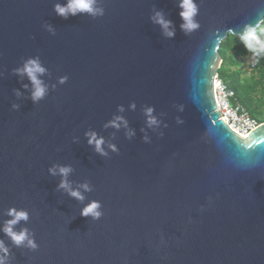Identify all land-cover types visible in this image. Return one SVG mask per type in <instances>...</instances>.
Listing matches in <instances>:
<instances>
[{"label": "water", "instance_id": "95a60500", "mask_svg": "<svg viewBox=\"0 0 264 264\" xmlns=\"http://www.w3.org/2000/svg\"><path fill=\"white\" fill-rule=\"evenodd\" d=\"M56 2L0 0V223L4 209L27 208L39 244L13 247L12 264H264V122L241 136L214 101L220 43L258 23L264 0H198L201 27L188 36L178 0H104L95 19H64ZM156 10L174 22V37L152 22ZM35 55L49 70L45 83L69 77L37 104L27 76L12 71ZM149 105L159 127L145 123ZM114 114L131 138L103 127ZM88 129L119 152L99 156ZM52 163L92 183L83 203L57 190ZM88 199L102 202L99 220L79 214Z\"/></svg>", "mask_w": 264, "mask_h": 264}, {"label": "clouds", "instance_id": "9594fccd", "mask_svg": "<svg viewBox=\"0 0 264 264\" xmlns=\"http://www.w3.org/2000/svg\"><path fill=\"white\" fill-rule=\"evenodd\" d=\"M177 7L179 8V17L181 18L180 29L186 36L197 31L201 25L197 19L200 11V4L198 0H178ZM53 11L60 17L67 19L70 15L76 16L77 14H87L93 19L101 17L105 13L104 0H64L63 3L56 2L53 4ZM261 19L258 23H247L243 26L242 31L238 34L239 40L243 43L245 48L252 54L253 58H264V13H261ZM152 22L158 24L163 34L169 38L175 36L174 22L166 18L165 14L161 10H156L150 17ZM44 28L52 35L56 34V30L51 24H44ZM229 38H232V32L229 31ZM20 66L12 69V71L20 77L27 76L31 84L30 99L33 104L39 103L48 94L50 88L56 89L57 84H64L68 81L67 74L60 75L56 78L55 83L51 85L45 83L42 76L49 70L43 64L39 55L29 56L22 58ZM3 73L0 72V76ZM25 89L29 88V84H23ZM17 97L22 93L17 89L14 90ZM135 101L130 103V107L135 109ZM20 105L13 103L11 108L13 110H19ZM118 111L122 113L124 111L123 105H117ZM155 106L149 105L144 109L145 123L148 128L159 127L162 121L154 114ZM182 122V121H181ZM167 123H163V127H167ZM104 128L112 127L119 130L121 127L126 129V136L131 138L135 133L134 130L128 128V121L123 115L114 114L111 119L107 120ZM142 131H144L142 129ZM160 136L164 133L160 132ZM84 136L87 138V144L92 147L93 151L101 157H109V150L111 153H118L119 147L106 140L105 137L99 134L94 129H88L84 132ZM75 140V138H73ZM145 143H150V137L145 133L143 136ZM260 158L256 157L255 160L247 162L248 164H258ZM74 168L71 164L52 163L48 167V173L51 176H59L60 180L57 184V190H63L68 196L74 198L76 201L83 203L87 197L86 193L93 191L92 183L84 179L82 181L74 182L69 179ZM79 214L83 217H89L91 220H99L103 215V205L99 199H88V202L80 208ZM4 215L7 217L0 223V232L8 238L10 243H7L4 238H0V264H12L13 252L12 248H26L30 251L38 249L39 244L35 238V233L27 226V222L30 219V212L27 208H17L16 206H10L4 209ZM191 219V218H189ZM24 225L17 227L21 222ZM164 242V237L161 235V243Z\"/></svg>", "mask_w": 264, "mask_h": 264}, {"label": "trees", "instance_id": "16d2710c", "mask_svg": "<svg viewBox=\"0 0 264 264\" xmlns=\"http://www.w3.org/2000/svg\"><path fill=\"white\" fill-rule=\"evenodd\" d=\"M218 53L217 76L233 91L231 104L245 109L257 123L264 122V58H253L234 35L221 41Z\"/></svg>", "mask_w": 264, "mask_h": 264}, {"label": "built area", "instance_id": "2783aa9c", "mask_svg": "<svg viewBox=\"0 0 264 264\" xmlns=\"http://www.w3.org/2000/svg\"><path fill=\"white\" fill-rule=\"evenodd\" d=\"M233 91L229 89L217 76L214 77V101L219 112V118L239 135H245L258 123L245 109L239 105H232Z\"/></svg>", "mask_w": 264, "mask_h": 264}]
</instances>
